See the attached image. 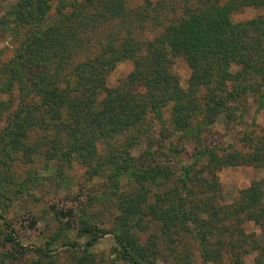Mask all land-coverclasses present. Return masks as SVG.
Wrapping results in <instances>:
<instances>
[{"label":"trees","instance_id":"16d2710c","mask_svg":"<svg viewBox=\"0 0 264 264\" xmlns=\"http://www.w3.org/2000/svg\"><path fill=\"white\" fill-rule=\"evenodd\" d=\"M141 1L140 7L129 9L124 0H19L13 20L28 28L9 61L0 65V107L5 93L15 99L7 120L10 149L27 145L35 130L43 135L47 159L96 161L97 147L103 146L109 164L114 142L165 106L181 128L189 127L190 118L202 111L204 124L212 125L216 113L230 110L246 95L264 109V14L230 21L231 13L264 7V0ZM148 27L157 30L150 39L142 36ZM174 59L189 70L186 91L171 70ZM122 60L130 61L131 71L107 89L106 75ZM199 91L206 99L202 104L195 100ZM226 117L233 118L234 111ZM35 149L27 147L29 154ZM198 155L205 157L199 179L189 170L176 181L157 170L139 176V189L132 196L123 194L109 228H78L87 240L82 252L69 250L79 255L68 264H105L102 257L85 252L107 235L114 245L111 255L121 264H155L160 248L173 242L149 235L141 239L144 220L158 221V233L164 236L194 229L205 261L213 255L208 251L213 232L232 234L230 216L241 213L263 227L262 181L242 190L229 206H219L210 195L216 191L215 170L236 163L264 166V150L221 157L204 150ZM124 168L116 165L109 171L116 176ZM159 177H165L162 185H169L147 204L143 187ZM229 238L217 244L235 249L239 244ZM4 240L18 245L10 235ZM34 253V259L22 264H55L42 250Z\"/></svg>","mask_w":264,"mask_h":264},{"label":"rangeland","instance_id":"374dc122","mask_svg":"<svg viewBox=\"0 0 264 264\" xmlns=\"http://www.w3.org/2000/svg\"><path fill=\"white\" fill-rule=\"evenodd\" d=\"M18 2L0 0V65L9 61L28 28L13 20L14 6ZM124 2L129 9L140 7L142 3L141 0ZM263 14L264 7H244L231 13L230 21L237 23ZM156 33L157 30L148 27L142 36L150 39ZM131 68L130 61L117 62L105 77V87L116 86ZM171 70L179 87L186 91L189 70L185 63L174 59ZM203 96V91L197 92L196 102L202 104L206 100L202 99ZM1 100L0 264H22L34 259L37 249L45 252L55 264L72 262V256L79 254L70 255L69 250L73 248L82 252L87 240L86 236L79 234L78 228L83 225L109 228L114 222L120 198L123 194L132 196L139 189L138 178L146 171L164 172L169 181H176L185 170H189L196 174L195 179H199L205 157L198 154L204 150H212L218 157L231 152L251 155L256 150H264V109L256 108V99L251 95L240 97L230 105V110L216 113L214 123L209 126L204 124L206 119H202V111L190 118L189 127L181 128L173 122L170 106H165L159 114L147 115L114 142L111 148L113 159L109 164L103 146L97 147L99 158L96 161H84L76 156L47 159L45 147L41 144L43 135L35 130L29 133L27 145L10 149L6 138L7 120L15 99L13 94L5 93ZM228 111H234L233 118L226 117ZM28 146H36V149L29 154ZM116 165L125 168L112 176L109 170ZM214 175L216 191L208 194L219 206H229L252 183H264V166L236 163L220 167ZM163 181L165 177H159L143 187L147 204H152L153 195L169 185H162ZM246 216L241 213L230 216L231 235L213 232L208 247L213 254H210V261L202 257L204 250L198 245L194 229L188 234L164 236L158 233V221L144 223V220L140 225L143 232L140 238L149 235L160 241L169 237L172 240L170 246L160 248L155 264H264V222L260 228ZM65 224L71 228L65 229ZM9 235L17 246L4 240ZM229 236L231 243L239 244L233 250L217 244L227 242ZM113 247L111 237L107 235L85 254H94L97 259L102 257L105 264H121L111 255Z\"/></svg>","mask_w":264,"mask_h":264}]
</instances>
